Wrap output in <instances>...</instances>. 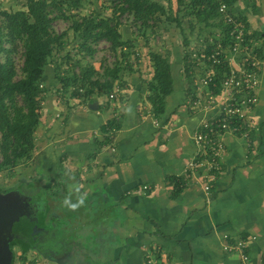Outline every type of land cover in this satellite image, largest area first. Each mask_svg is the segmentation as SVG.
Instances as JSON below:
<instances>
[{
  "label": "crops",
  "instance_id": "0c3cea01",
  "mask_svg": "<svg viewBox=\"0 0 264 264\" xmlns=\"http://www.w3.org/2000/svg\"><path fill=\"white\" fill-rule=\"evenodd\" d=\"M263 6L264 0H235L232 9L253 32L264 24ZM253 40L260 63L252 128L247 138L221 135L211 176L205 167L186 168L198 152L193 133L202 112L188 101L202 69H191L190 86L181 51L171 50L172 90L159 117L147 100L153 72L142 73L144 61L140 70L132 66L139 57L122 61L127 75L118 72L110 91L94 88L84 98L63 96L54 66H46L41 106L47 99L53 110L48 119L39 111L33 167L26 168L35 185L43 181L39 210L52 212L38 215L39 226L45 229L47 219L53 231L80 223L91 237L68 258L66 250L49 248L61 256L49 264H242L237 251L223 248L237 240L245 243L244 264H264V36ZM94 74L90 79L98 83L107 79Z\"/></svg>",
  "mask_w": 264,
  "mask_h": 264
},
{
  "label": "trees",
  "instance_id": "16d2710c",
  "mask_svg": "<svg viewBox=\"0 0 264 264\" xmlns=\"http://www.w3.org/2000/svg\"><path fill=\"white\" fill-rule=\"evenodd\" d=\"M23 1L24 9L16 11L0 10V15H2L4 20L3 24H0V52L3 49L4 30L8 37L24 38L21 66L22 77L14 78L15 71L9 60L0 61V168L13 167L18 163L28 162L32 159L35 148L34 132L39 124V110L45 93V87L42 84L44 70L48 64L52 63L50 62V57L54 46L59 43L60 46L63 45L61 40L63 33L55 34L50 29L51 18L47 13L48 0ZM77 1L72 0V5L76 6ZM167 1L170 4V0ZM224 2L231 14L245 22V17L233 12L232 6L235 0H224ZM176 3L177 7L178 5L187 4L184 0H176ZM119 5L121 14L132 15L134 20L143 23V27L148 19H160L163 17L168 22H175V25L179 27V32L183 33L178 14L177 12L175 14L172 13L171 6L167 8L157 0H120ZM189 5L196 21L202 23L205 27L220 29L222 26L221 30L226 29L218 11V0H190ZM167 11H170L171 14H168ZM118 25L120 24L117 19L110 22L107 18H100L96 15L83 16L80 20L73 22V31L82 40L104 39L110 43V47L113 50L120 51V59L118 61L120 64L115 63L111 69L106 71L109 78L100 83L97 80L90 79L93 74L90 66L83 67L78 74L71 70L70 74L62 76L58 72V67L54 65V76L60 83V92L65 93L69 87L73 86L71 94L76 95L78 93L84 98L94 88H100L101 91L105 92L112 89L113 80L117 77L120 69L123 68L122 60L132 55L130 50L131 40H124L121 37ZM245 27L247 28L246 22ZM249 37L261 38V33L253 31ZM184 41L187 42V38H184ZM120 48L127 50H120ZM205 48L208 52L210 45ZM150 60L153 73L147 82L149 92L147 100L151 104L153 114L159 117L164 111V98L172 90L170 61L168 54L161 56L156 52L150 53ZM182 67L183 74L189 80L191 86V71L193 69L192 64L187 61L185 55ZM20 183L25 186L24 182ZM34 188L38 192L39 197L33 199L38 200L36 201L38 203L45 194L41 193L42 189L36 188L35 185ZM39 205L35 207L37 212ZM39 217H41L40 214ZM39 217L37 221L40 220ZM47 224L46 228L51 229L52 220L48 219ZM23 227L26 228L24 229L26 233H24L25 235L23 234L25 237L22 238L23 242L19 243L20 237L10 242V247L12 244H19L21 247V253L24 257L22 255L20 259H24L25 253L32 248L48 254L50 250L45 245L47 243L44 241H38L37 243L35 239L27 236L29 226L24 225ZM64 254L66 258L70 257L68 252L65 253L64 251ZM13 259L14 256L12 257V263Z\"/></svg>",
  "mask_w": 264,
  "mask_h": 264
},
{
  "label": "rangeland",
  "instance_id": "374dc122",
  "mask_svg": "<svg viewBox=\"0 0 264 264\" xmlns=\"http://www.w3.org/2000/svg\"><path fill=\"white\" fill-rule=\"evenodd\" d=\"M157 1L161 2L167 8L171 6L173 14L177 12L183 31L182 34L179 32V27L175 25V22H168L164 20L163 17L160 19H148L146 25L143 27V23L138 20H134L132 15L129 16L128 14H121V12H119L120 0H78L76 6L72 5V0H48L47 13L51 18L50 29L55 34L63 33L61 35L63 45L60 46L59 43L54 46L50 62H52L53 66L56 65L58 67V72L62 76L70 74L71 70L74 73H78L81 69H83V67L90 66L93 73H95L94 75H97L100 78L107 77L108 79L109 75L106 71L111 69L115 63H119L120 51L118 52V50H113L110 47V43L104 39L82 40L80 37L76 36V33L72 28L73 22H76L83 16L87 15H96L100 18H107L110 22H113L114 19L119 20V24L121 25H118V29L119 32H121V37H123L124 40H131L133 55L135 52H138L136 58L130 55L122 61H129L127 62L128 64H133L135 62L134 60L139 57V60L132 66L140 70L138 65L141 61H144L143 64L145 65V71L142 73L145 74V76L153 71L150 60V53L152 52L159 53L161 56L168 54V58L172 60L173 56L171 50L173 51L174 49H177L181 51L182 56L185 55V58H189V55H191V59H194L193 57L195 53L199 54L200 52H204L207 45L213 46V44L216 45L217 42L221 41V37L218 35L219 29L205 27L202 23L196 21L189 5L190 0H184L188 5H178V7L176 0H170V4H168L167 0ZM238 5H243L242 1H240ZM24 8L23 0H0V10L16 11ZM260 11H264V6L263 10ZM167 13L171 14L170 11H167ZM251 21L250 23L254 26L257 25L255 21ZM3 22V17L0 15V24L2 25ZM247 29L250 30L251 28L249 27ZM256 29V32L263 33L264 24L259 25ZM250 31H252V29ZM3 34L4 42L3 49L0 52V61L5 62L6 60H9L15 71L14 78H20L23 76L21 66L23 61L24 38L8 37L5 34V30L3 31ZM184 38H187V42L184 41ZM120 50L127 49L120 48ZM188 62L192 64V68H194L193 62L191 60ZM144 65L142 69H144ZM205 66L207 67L208 64L206 63ZM119 72L121 73V76L127 75L124 70ZM42 84H44V80L42 81ZM71 90H73V88L69 89L65 93L72 92ZM65 93L62 95L66 96L67 94ZM45 100L43 107L41 106L39 111L48 119L53 107L50 106L49 102H45ZM37 134L39 138L43 135L40 131H38ZM31 161L32 159L28 162L18 163L13 167L0 168L1 193L12 191L19 194L21 198L28 202H30L31 197L32 199L39 197L38 192L34 188V175L30 176L32 172L30 171V173H28L26 169L33 167L30 163ZM20 182H24L27 189H32L34 191L28 192L31 196L29 199L26 198V196H21L23 195L21 194L22 192H17V186L22 185ZM39 184L41 186L35 185L38 189H40L39 187H42L43 181H39ZM45 188L47 190L49 189L47 187ZM47 201L49 203L51 202V199L46 197V203ZM39 203L40 206H45V202L42 198ZM47 206L48 205H46V207ZM27 209L29 214L27 218H36L35 214L31 213L29 206H27ZM38 213L40 216L47 215L49 217L52 215V212L48 209L38 210L36 214L39 215ZM32 214L34 216H32ZM41 223V221H37V226ZM38 235L39 239H37L47 243L45 244L47 248L59 251V253L66 250L65 253L68 252V254H72L79 249L78 247L75 248V245L80 248H84L80 246L82 242L89 244L91 238L88 236L87 229L80 223L72 227L66 226L64 228L61 226L57 231H53V229L48 228L41 229ZM18 238L15 237L13 240ZM26 241L28 240L26 239ZM21 242H23V239L19 238V243ZM9 248L12 252V257L14 256L12 264H49L52 258L61 257L56 255V252L53 251H49L48 254H45L44 251L42 252L39 249L32 248L25 253L24 259H20L23 254L21 253L22 250L19 244H12L10 247L9 243Z\"/></svg>",
  "mask_w": 264,
  "mask_h": 264
},
{
  "label": "built area",
  "instance_id": "2783aa9c",
  "mask_svg": "<svg viewBox=\"0 0 264 264\" xmlns=\"http://www.w3.org/2000/svg\"><path fill=\"white\" fill-rule=\"evenodd\" d=\"M218 11L226 29L221 30V26L218 32L221 41L210 45L208 52L206 49L199 54L194 52V68L202 71L193 81L195 90L188 101L191 109L202 112V117L193 133L198 152L190 158L186 168L205 167L208 176L217 168L221 152L219 141L224 132L248 137L252 128L248 115L257 102L259 82L260 59L253 38L249 37L250 30L228 11L224 0H218ZM203 188L207 191L210 185L205 183ZM223 248L237 251L242 264L248 259L243 240H237L233 245L225 243Z\"/></svg>",
  "mask_w": 264,
  "mask_h": 264
},
{
  "label": "water",
  "instance_id": "95a60500",
  "mask_svg": "<svg viewBox=\"0 0 264 264\" xmlns=\"http://www.w3.org/2000/svg\"><path fill=\"white\" fill-rule=\"evenodd\" d=\"M261 35L264 36V32ZM28 205L29 202L21 198L19 194L12 191L0 192V264H12L9 243L18 234L26 233L24 225L29 226L27 236L35 235L43 229L37 226V216L27 218L29 216L26 211Z\"/></svg>",
  "mask_w": 264,
  "mask_h": 264
},
{
  "label": "flooded vegetation",
  "instance_id": "af4514ba",
  "mask_svg": "<svg viewBox=\"0 0 264 264\" xmlns=\"http://www.w3.org/2000/svg\"><path fill=\"white\" fill-rule=\"evenodd\" d=\"M23 186L24 185H19V186H17V188H18V190H17V192L18 193H21V194H23V195H21V196H26V198H30L31 196L29 195V191L30 192H34L32 189H27V187L26 186H24V190H23ZM36 201H38V200H34V199H32V197L30 198V202H29V207H30V210H31V213H34L35 214V216H37L36 215V213H37V211L35 210V207H37V205H39L40 203L38 202H36ZM40 206V205H39ZM37 209V208H36ZM26 211H28V209H27V207H26ZM32 216H34L33 214H32ZM37 220H38V217H37ZM39 233V232H38ZM38 233L37 234H35V235H32V236H30L32 239H35V241H37V243H38V237H39V235H38ZM18 237H20V238H23V237H25L23 234H19L18 236H17V238ZM38 238V239H37ZM40 242H42V241H40Z\"/></svg>",
  "mask_w": 264,
  "mask_h": 264
}]
</instances>
